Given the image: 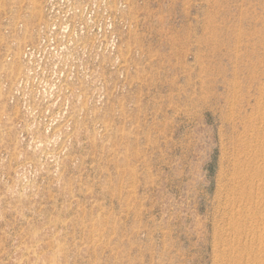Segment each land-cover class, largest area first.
I'll use <instances>...</instances> for the list:
<instances>
[{
  "label": "rangeland",
  "instance_id": "374dc122",
  "mask_svg": "<svg viewBox=\"0 0 264 264\" xmlns=\"http://www.w3.org/2000/svg\"><path fill=\"white\" fill-rule=\"evenodd\" d=\"M0 264H264V0H0Z\"/></svg>",
  "mask_w": 264,
  "mask_h": 264
}]
</instances>
